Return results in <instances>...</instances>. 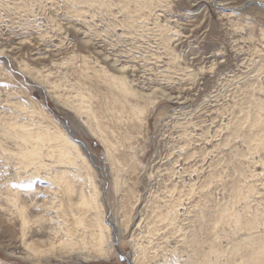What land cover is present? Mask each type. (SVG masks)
<instances>
[{
  "label": "rangeland",
  "instance_id": "1",
  "mask_svg": "<svg viewBox=\"0 0 264 264\" xmlns=\"http://www.w3.org/2000/svg\"><path fill=\"white\" fill-rule=\"evenodd\" d=\"M256 4L264 0H149L142 8L135 0H0V127L40 124L73 142L68 166L42 159L53 173L66 171L73 202L89 177L95 183L91 215L106 254L60 245L57 184L44 171L13 181V160L2 154L17 147L2 139L0 264H199L210 252L223 264L258 252L264 10ZM112 79L132 90L121 97L139 119L98 114L119 109ZM15 192L25 236L8 203ZM231 211L241 226L225 221ZM251 221L257 227L247 229Z\"/></svg>",
  "mask_w": 264,
  "mask_h": 264
},
{
  "label": "bare ground",
  "instance_id": "2",
  "mask_svg": "<svg viewBox=\"0 0 264 264\" xmlns=\"http://www.w3.org/2000/svg\"><path fill=\"white\" fill-rule=\"evenodd\" d=\"M121 1L125 2V0ZM135 2L137 7L142 8L148 6L149 0H135ZM111 81L110 84L119 89V95L114 94V102L119 104V109H109L107 106H103V111L99 110L98 114L102 113V115L108 120L117 122L123 117V114L126 111L129 113L131 119H139V114L141 113L140 109L133 105H126L121 97L124 96V94L135 96L132 90L124 80L116 81L112 79ZM148 100L151 101V98H148ZM152 100H154L153 97ZM78 109L80 112L85 113L87 117L95 122L97 121L94 113L90 111L85 104L81 103ZM32 126V124L22 126L10 122L6 123L5 126L0 127V147L3 146L2 139L13 142L17 147V150L13 153L11 151L9 155L2 154L4 158H10V160H13L12 180L19 184L23 178L30 177V175L37 176L44 171L43 176L46 175L44 177L50 179L53 184H57V189L55 190L54 195H59L58 198H60V200L58 201V206H56L57 210H55L54 213H56L55 216L57 215V222L60 227L58 231L61 233L59 238L60 245H63V248H66V250L74 248L85 251L86 249L88 252L91 250L96 252L99 256L106 255L103 247V226L100 225L95 214L91 215V213L95 211V206L99 199L95 183H93L89 177L86 190L81 194L79 193V199L77 202H73L70 196L74 192V185L67 180L66 171L58 169V171L53 173V171L50 170L49 164L45 163L42 159L44 156L52 160L53 163L62 164L66 167L71 164L70 155H68V147L76 146L73 142L67 140L66 136L62 134L59 129L47 128L40 124L36 125L35 128ZM101 139L104 144H108L105 139L102 137ZM113 184L114 186L119 185L116 182V179L113 180ZM262 186L264 189V183ZM251 190L252 192L255 191L252 185H248L245 192L251 193ZM17 195V192L10 195L8 203L14 207L15 213L18 215L20 221L23 236H25L28 230V220L26 219L24 207L21 204H18V200L15 198ZM242 195H244V192L237 194V198H241ZM229 220L232 222H238L240 226L242 225L240 215L235 211H231V215L228 214L226 216L225 221L228 222ZM257 224L258 221L246 222L245 227L247 229H254L257 227ZM237 252L238 249L233 248L229 254L235 255ZM248 253H250V256L245 257L244 260L239 263L234 262V258L229 255V257L223 261V264H264L262 263L264 260V245L259 248L258 252L251 250ZM212 254L213 253L211 252L203 254L199 264H207L213 260L214 264H218L216 256L215 258H212V260L210 259ZM146 264H148V262Z\"/></svg>",
  "mask_w": 264,
  "mask_h": 264
},
{
  "label": "water",
  "instance_id": "3",
  "mask_svg": "<svg viewBox=\"0 0 264 264\" xmlns=\"http://www.w3.org/2000/svg\"><path fill=\"white\" fill-rule=\"evenodd\" d=\"M256 5H258V4H256ZM259 6V8H261V9H263L264 10V7L262 6V5H258ZM82 148H84L83 146H82ZM81 148V149H82Z\"/></svg>",
  "mask_w": 264,
  "mask_h": 264
}]
</instances>
